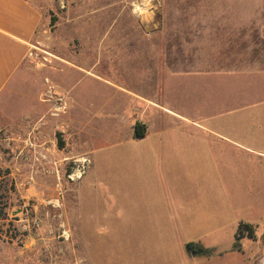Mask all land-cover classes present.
Here are the masks:
<instances>
[{
    "label": "crops",
    "instance_id": "0c3cea01",
    "mask_svg": "<svg viewBox=\"0 0 264 264\" xmlns=\"http://www.w3.org/2000/svg\"><path fill=\"white\" fill-rule=\"evenodd\" d=\"M162 14L157 51L115 40L108 46L116 54L67 68L63 126L87 136L77 152L90 158L102 140L128 145L124 182L82 183L79 196L85 188L109 208L105 221H128V240L140 241L142 261L168 254L163 264H179L171 256L188 259L187 242L213 247L214 237L228 227L235 234L239 222L257 228L253 218L264 212V81L251 78L264 76V0L252 7L244 0H182ZM43 21L32 0H0V110ZM81 77L111 89V97L75 105L70 95ZM175 79L219 94L183 106L172 97ZM135 124L144 128L141 136Z\"/></svg>",
    "mask_w": 264,
    "mask_h": 264
},
{
    "label": "rangeland",
    "instance_id": "374dc122",
    "mask_svg": "<svg viewBox=\"0 0 264 264\" xmlns=\"http://www.w3.org/2000/svg\"><path fill=\"white\" fill-rule=\"evenodd\" d=\"M32 1L42 10L44 21L0 110V264H163L168 254H162L163 261L159 256L142 261L140 241L128 240V221H105L109 208L98 203L90 190L84 188L79 196L82 183H116L118 178L124 182L128 145L121 142L115 147L102 140L92 158L77 152L80 139L87 136L77 135L74 127L64 129L68 106L61 80L68 67L80 70L76 65L85 67L98 54H116L108 46L115 40L133 39L140 41L138 45L149 44L145 49L150 52L157 51L153 41L160 38L163 8L179 6L182 0ZM189 1L209 2L185 0ZM244 2L252 7L254 0ZM99 41L107 46L99 47ZM251 78L264 81V76ZM171 89L176 102L189 107L218 93L216 87L186 79L173 80ZM112 93L81 77L70 99L81 106ZM78 113L73 114L75 120L82 117ZM82 157L88 162L77 163ZM78 169L81 176L73 178ZM115 171L123 175L112 174ZM253 219L258 227L253 237L237 241L240 249L228 227L212 239L214 246L206 254L187 259L173 252L171 257H179V264H260L264 212Z\"/></svg>",
    "mask_w": 264,
    "mask_h": 264
},
{
    "label": "trees",
    "instance_id": "16d2710c",
    "mask_svg": "<svg viewBox=\"0 0 264 264\" xmlns=\"http://www.w3.org/2000/svg\"><path fill=\"white\" fill-rule=\"evenodd\" d=\"M144 133V128L140 124H135L134 126V135L141 136ZM59 146H62V143L59 142ZM253 237L254 236V227L251 224L239 222L237 230L234 234V246L240 249V246L237 244V241L242 237ZM211 248L203 246L199 242L189 241L185 244V250L189 255H202L209 252Z\"/></svg>",
    "mask_w": 264,
    "mask_h": 264
},
{
    "label": "bare ground",
    "instance_id": "6f19581e",
    "mask_svg": "<svg viewBox=\"0 0 264 264\" xmlns=\"http://www.w3.org/2000/svg\"><path fill=\"white\" fill-rule=\"evenodd\" d=\"M79 162H84L85 161V158H80L78 159ZM75 173V172H74ZM71 176L76 177V178H79L81 175H80V171L78 170L75 174H72ZM262 264H264V261L262 262Z\"/></svg>",
    "mask_w": 264,
    "mask_h": 264
},
{
    "label": "built area",
    "instance_id": "2783aa9c",
    "mask_svg": "<svg viewBox=\"0 0 264 264\" xmlns=\"http://www.w3.org/2000/svg\"><path fill=\"white\" fill-rule=\"evenodd\" d=\"M85 158V157H84ZM85 162H88V160H87V158H85V161L84 162H79V161H77V163H85ZM79 170V169H78ZM72 175V174H71ZM80 175H81V173H80ZM70 178H71V176H69Z\"/></svg>",
    "mask_w": 264,
    "mask_h": 264
}]
</instances>
